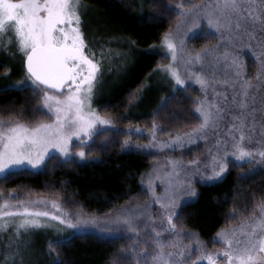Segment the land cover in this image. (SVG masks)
<instances>
[{
	"label": "trees",
	"instance_id": "trees-1",
	"mask_svg": "<svg viewBox=\"0 0 264 264\" xmlns=\"http://www.w3.org/2000/svg\"><path fill=\"white\" fill-rule=\"evenodd\" d=\"M205 1L82 0L98 18L100 31L110 34L113 44L114 60L108 64L99 62L100 79L92 105L102 117L114 121V129H102L93 137L83 149V162L72 159L63 163L55 155L38 171H24L0 181V197L55 200L74 223L77 217L94 219L98 227L82 232L68 230L64 236L70 237V243L53 244L51 248L50 241L58 237L51 232L17 240L0 237V264H56L57 260L59 264H125L121 259L123 250L130 247L136 234L112 221L125 212H144L136 221L141 241L148 239L145 233H150L153 225L161 224L148 191L149 177L157 195L160 190L179 187L182 174L180 169L173 173L169 161H181L182 166L191 168L189 161L203 162L206 145L198 142L188 149H167L161 153L151 149L150 141L135 130L153 136L155 124L159 129L155 132L156 140L168 143L200 123L196 103L203 100L202 92L188 83L177 90L174 81L160 72L168 58L156 51L164 35L180 22L177 12L181 9H177V4H185L183 10L188 11L191 4L201 5ZM208 32L209 28L202 25L197 30L198 39L186 40L187 49L214 48L219 39L206 35ZM239 63L240 82L247 78L255 85L258 72L254 58L243 54ZM23 75V60L13 64L0 52V89L7 87L0 91V117L50 122L46 112L35 111L41 107L40 99L30 88L20 91L10 87L21 82ZM165 101L166 106H162ZM125 140L129 141L128 147L124 146ZM192 187L196 194L181 196L171 209L178 213V217H173L177 234L164 232L163 236L178 246H169L166 251L192 252L191 261L196 262L199 252L194 249L218 250L219 244L214 243L217 233L252 220L257 203L264 200V168L254 171L248 163H229L222 180H204ZM47 210H52L51 204ZM255 214H259L258 209ZM164 227L167 228L166 222ZM147 250L152 251L150 242ZM128 264H133L131 259Z\"/></svg>",
	"mask_w": 264,
	"mask_h": 264
},
{
	"label": "snow or ice",
	"instance_id": "snow-or-ice-1",
	"mask_svg": "<svg viewBox=\"0 0 264 264\" xmlns=\"http://www.w3.org/2000/svg\"><path fill=\"white\" fill-rule=\"evenodd\" d=\"M86 7L82 0H0V46L7 47L15 43L16 47L25 56L26 79L10 87L24 91L30 88L39 97L41 107L35 111L46 110L50 115L51 122L34 121L25 122L23 119L5 120L0 117V181H7L12 176L24 171H38L46 167V160H51L57 153L62 156L63 163H69L73 159L72 148L80 150L75 153L81 159L85 158L86 146L84 138L92 140L99 133L98 125H112L114 121L102 117L91 106L92 96L98 80L101 66L95 58V52L88 49L81 30L82 12ZM177 12L180 23L177 25V32L166 33L163 43L171 54L173 63L164 66L163 70L170 73L175 80L177 90L185 86L187 80H195L205 91L208 87V80L200 73H192L183 77L177 67V44L174 41L179 37V50L185 55L181 57L186 70L191 66L201 63L217 48H205L202 51L188 50L187 39H198L196 31L190 34H181L180 29L191 23L194 28H200V20L207 23L208 36L221 34L227 30H243L244 34L254 37L256 32L264 34V0H216L215 6L191 4L188 11H184L185 4H177ZM195 11H192V10ZM218 47V46H217ZM224 59H231L232 65L236 67V76H240V65L238 58L229 52L223 54ZM218 62V61H217ZM257 84L253 85L245 78L240 82L239 91L233 95L232 102L240 110L233 120L239 124L232 123L227 135L229 140H216V153L211 156V165L199 159H193L188 164L191 168L182 166L181 161H169L172 171L177 169L185 174L201 175L208 180H222L223 174L229 168V163L241 166L242 163L264 164V149L253 148L250 145L253 141L252 133L255 132L256 124L261 122L264 130V63L261 64L257 73ZM255 89V91H252ZM7 90L0 89V91ZM260 96V107H256L257 96ZM239 97V99H237ZM227 100V96L224 97ZM166 106V101L162 102ZM226 109L216 103H208L205 99L196 103V112L199 113L200 123L185 132L177 135L171 141L172 144L181 145L185 140L193 142L196 140H207L209 134L216 135L219 122L223 120ZM230 111V110H229ZM260 113L259 120L256 113ZM250 118V120H249ZM248 129V135L245 134ZM232 129L239 132L237 137ZM159 129L153 125V136L149 147H155V132ZM135 131H140L136 129ZM80 140V143L73 145V138ZM124 146H129L125 140ZM161 146H171L163 144ZM211 152V149H209ZM259 157V159H257ZM231 158V159H230ZM210 167V171H208ZM148 191L152 193V199L161 203L166 209L167 228L162 220L159 226H152L150 233H145L148 238L145 241L139 239L138 216L144 212L133 214L125 212L118 215L112 222L129 232L136 234L130 247L124 251L121 257L128 264L129 259L133 264H196L191 261L192 252L166 251L171 246L178 247L171 238L163 236L164 232L177 234V225L173 217L178 213L172 211L177 200L184 195H195L191 180L181 184L179 187H170L165 190L163 196L157 195L152 185V178L148 180ZM170 193V194H169ZM0 203V220L4 218H17V232L23 229L27 232L31 228L50 227L47 220L59 221L76 231H81L84 225H95L94 219L89 220L81 217L76 222L67 215L62 214L61 205L55 201L45 199L20 200L18 198L4 199ZM55 211L47 210L48 205ZM43 209V210H42ZM256 209L259 215H256ZM253 210V217L250 222H245L241 227L217 233L215 242H222V252H209L196 248L193 251L200 252L198 260L203 264H264V200H261ZM151 219V216L148 217ZM7 221L0 224L5 228ZM157 227L159 230H157ZM118 230V229H117ZM109 231H113L109 229ZM119 238V237H117ZM152 251L147 250L148 246ZM70 243V237H57L50 241L49 247L53 244L63 245ZM144 244V247L137 245ZM220 257V259H218ZM56 264H59L57 260ZM115 264V262H114Z\"/></svg>",
	"mask_w": 264,
	"mask_h": 264
},
{
	"label": "rangeland",
	"instance_id": "rangeland-1",
	"mask_svg": "<svg viewBox=\"0 0 264 264\" xmlns=\"http://www.w3.org/2000/svg\"><path fill=\"white\" fill-rule=\"evenodd\" d=\"M216 0H206L203 4L201 5H211L215 6ZM195 11V10H192ZM82 12V25H81V30L84 33V39L86 41V44L88 46V49L91 51L95 52V58L98 59L100 62L101 60L108 64L111 63L114 59L112 58L113 55V44L111 43V36L110 34H107L108 32L103 31L101 32L100 29L98 28L100 26L98 18L93 15L90 11L87 10L86 7L81 9ZM180 23V22H179ZM200 28L202 25H206L207 23L204 20H200ZM178 25V24H177ZM177 25L175 29L172 31L173 33L177 32ZM208 27V26H207ZM199 28V29H200ZM197 28H194L191 23L189 22L188 25L182 27L180 29L181 34L188 33L190 34L193 31L199 30ZM223 38H221V34L217 33L216 36L219 39L218 44L214 47L217 48L216 51L212 52L209 54L206 59L201 63H197L194 66L190 67V70H186L185 65L183 64L182 60L180 59L185 55L184 52H181L179 50V37L174 41V43L177 44V67L180 72V74L183 77H187L191 75L192 73H200L203 75L207 80H208V87L205 91L201 90V87L198 83L195 82V80H187L185 84H191L199 88V90L202 92L203 99H205V95L207 96V101L208 103H216L222 108H225L226 111L223 113V120L219 122V127L216 129V135L209 134V137L207 140L200 139L196 140L193 142H188L185 140L181 145L178 144H172L171 142L168 141V143H165V141H157L155 140L156 146L151 147V149H154L156 151H159L163 153V151H166L167 149H180L183 147V149H188L190 146L194 145L195 143H202L206 145V150H205V155L203 158V162H206L211 165V156L216 153V140L221 139V140H229L230 137L227 135L228 130L232 123L239 124V121L233 120V117L235 115L239 114V109L236 107V105L232 102L233 95L239 91V89L236 87L240 83V77L236 76V67L232 65L231 59L225 60L223 54L227 51L229 53L234 54L238 58V64L239 63V58L243 54H249L252 56L256 62L257 65V72L260 71L261 64L264 63V34H261L259 32H256L254 37H249L247 34L243 33V30H240V34H237V30L233 29L232 33L230 34L227 30H223ZM110 36V37H109ZM185 40H187V37L185 36ZM218 46V47H217ZM159 49H157L156 52H159L166 56L169 60L167 65H170L173 63L171 54L168 52L166 46L162 42L159 44ZM0 52H2L6 57L9 58L11 63H22V60H24V54L18 50L16 47L15 43H12L8 45L7 47L5 46H0ZM218 61V62H217ZM160 71V70H159ZM241 71V69H240ZM162 74L166 75L174 81L175 86L176 82L170 75V73L165 72L163 68L160 71ZM100 75V73H99ZM223 76L226 78L223 79ZM26 75L21 76V81H25ZM258 81L256 80L255 84H257ZM235 86L234 89L232 87ZM252 91H255L253 89ZM95 92V90H94ZM260 93H264V88L260 90ZM94 95V94H93ZM227 96V100L224 99V97ZM93 98V96H92ZM239 99V97H237ZM259 99L260 96L258 94L257 96V104L256 107H260L259 104ZM92 108L95 110L93 105L91 104ZM230 110V111H229ZM46 112V110H43ZM257 118L259 120L260 113H256ZM50 122H51V117L49 115ZM250 120V118H249ZM99 130L102 129H114L113 125H98ZM233 133L238 137L239 132H237L235 129H232ZM245 134L246 136L248 135V129L245 128ZM139 136H143L144 138H147L150 143H153L152 141V136L144 134L143 132L139 131L138 132ZM253 136V141L252 144L250 145L253 148L257 149H264V130L261 128V122H258L256 124L255 132L252 133ZM91 140H87V138H84V143L87 146ZM80 143V140L77 138H73L72 144L77 145ZM163 144H170L171 146H161ZM143 150H147L145 146H143ZM137 149V147H135ZM140 149V148H139ZM211 149V152L209 151ZM73 153V159L83 162L85 159H81L79 156H76L75 153L78 152L80 149L77 147H73L72 149ZM60 158L64 159L62 156L59 155V153L56 154ZM231 159V158H230ZM259 159V157H257ZM244 164V163H242ZM250 167L252 170H258L261 168H264V164H250ZM210 171V167L208 169ZM182 174L181 182L180 184L186 183L188 180H191L192 184L193 183H202L204 180L208 181L209 183L215 182L213 180H208L205 178H202L201 175H191L185 174L182 170H180ZM183 172V173H182ZM159 195L163 196L165 194L164 190L159 191ZM178 201V200H177ZM177 203V202H176ZM156 214L159 215L160 217V223L162 220L166 222V217L164 216V213L166 211L165 208L162 207L160 203H156ZM54 209L50 210L53 211ZM62 214H65L62 210ZM259 215V214H258ZM44 220H47V223L51 225L50 227H42V228H31L27 232H25L23 229H20L19 232H17V223L19 221V217L14 218H4V220H0V224L5 223L7 221V225L5 228H0V237L4 239H19L20 237H27V236H34V234L38 233H44V232H51L53 234H56L58 237L64 236L65 233L68 232V230H71L73 232H82L86 230H95L94 228H97L98 226L95 224L94 227L93 225H84L82 226L81 231H76L71 227H68L67 225L60 224L59 221H53L50 218H42ZM91 220V219H89ZM74 223V222H73ZM239 227H234L232 229L227 230L228 232H231L233 229H239ZM93 228V229H91ZM101 228V227H100ZM21 239V238H20ZM215 241L217 240V236L214 239ZM220 246L218 250L212 251V252H222L224 249V244L222 242H217ZM200 256V252H199ZM198 256V257H199ZM220 259V257H218ZM196 264H201V262L197 259ZM203 264H207V261H203Z\"/></svg>",
	"mask_w": 264,
	"mask_h": 264
},
{
	"label": "water",
	"instance_id": "water-1",
	"mask_svg": "<svg viewBox=\"0 0 264 264\" xmlns=\"http://www.w3.org/2000/svg\"><path fill=\"white\" fill-rule=\"evenodd\" d=\"M25 57H24V60H23V70H24V72L26 73V67H25Z\"/></svg>",
	"mask_w": 264,
	"mask_h": 264
}]
</instances>
